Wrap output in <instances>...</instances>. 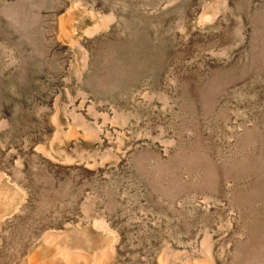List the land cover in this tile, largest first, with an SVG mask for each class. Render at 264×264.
<instances>
[{
  "label": "rangeland",
  "instance_id": "obj_1",
  "mask_svg": "<svg viewBox=\"0 0 264 264\" xmlns=\"http://www.w3.org/2000/svg\"><path fill=\"white\" fill-rule=\"evenodd\" d=\"M0 264H264V0H0Z\"/></svg>",
  "mask_w": 264,
  "mask_h": 264
}]
</instances>
